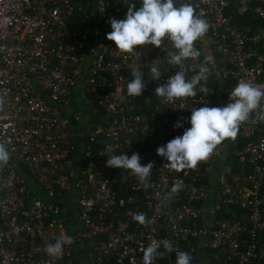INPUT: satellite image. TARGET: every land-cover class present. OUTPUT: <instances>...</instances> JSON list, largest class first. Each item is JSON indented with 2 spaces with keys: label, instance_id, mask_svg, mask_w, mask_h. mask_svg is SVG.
I'll use <instances>...</instances> for the list:
<instances>
[{
  "label": "built area",
  "instance_id": "built-area-1",
  "mask_svg": "<svg viewBox=\"0 0 264 264\" xmlns=\"http://www.w3.org/2000/svg\"><path fill=\"white\" fill-rule=\"evenodd\" d=\"M187 2L209 29L194 44L198 60L184 68L191 78L192 65L205 64L210 91L166 102L155 88L179 69L157 62L162 78L154 82L147 65L175 51L171 42L126 57L106 39L108 21L126 16L124 0H0V142L11 154L0 167V264H143L141 249L161 240L172 251L161 246L155 264H176L177 251L200 255L192 264H264V121L253 115L196 168L169 169L156 151L190 128L191 109L226 106L241 80L264 85V28L235 19L264 20V0ZM137 69L146 88L130 98ZM177 121L183 126L174 129ZM108 145L153 162L147 190L106 166ZM174 183L179 193L157 207ZM228 205L242 211L221 217ZM60 235L74 243L51 258L44 245Z\"/></svg>",
  "mask_w": 264,
  "mask_h": 264
},
{
  "label": "clouds",
  "instance_id": "clouds-1",
  "mask_svg": "<svg viewBox=\"0 0 264 264\" xmlns=\"http://www.w3.org/2000/svg\"><path fill=\"white\" fill-rule=\"evenodd\" d=\"M140 7L137 10L132 0H124L127 13L124 19L111 18V32L106 34V39L116 46L120 54L137 53L141 46H155L161 48L165 39L171 42L175 51L168 52L165 58L155 60L149 67L148 75L154 82H159L162 73L159 63L175 66L179 70L170 76L165 84H158L155 88L157 98L166 102H174L177 99L197 96L199 93L205 96L209 94L207 80L210 70L205 64L194 63L191 67L194 75L187 78L184 68L188 60L197 61L200 52L194 44L208 31V22L196 14L193 5L187 0H139ZM140 56H136L138 61ZM138 64V63H137ZM132 79L127 83V97L135 98L142 95L146 88L145 73L140 70L131 72ZM6 105V98L0 95V111ZM253 115L258 121H264V85L241 80L229 92V103L224 107H199L191 109L188 120L190 128H186L182 136L169 141L166 145L157 148V155L166 159L163 166L181 171L196 168L200 162L207 161L225 140H234L237 137L239 127L248 121ZM183 125L177 121L173 127L181 128ZM106 166L122 169L130 172L142 184L143 190L149 187V177L152 172L153 162L141 164V157L133 153L129 158L126 154H113V147L105 148ZM11 154L6 145L0 142V167L6 166ZM181 190V186L174 183L166 197L160 201L157 207H164L166 203ZM128 215L140 225L147 227L151 221L145 213L129 211ZM54 243L44 245L45 253L51 258H59L65 246L74 243L72 237L60 235L54 238ZM163 246L166 251H172V245L168 240L153 241L143 253V264H155L162 259L164 253L159 251ZM193 257L189 252L177 251L176 264H192Z\"/></svg>",
  "mask_w": 264,
  "mask_h": 264
},
{
  "label": "trees",
  "instance_id": "trees-1",
  "mask_svg": "<svg viewBox=\"0 0 264 264\" xmlns=\"http://www.w3.org/2000/svg\"><path fill=\"white\" fill-rule=\"evenodd\" d=\"M236 21L238 22V25L241 26L242 28L249 25L252 28L255 27H262L264 28V20H260L257 18H252L251 15H244L242 17H236L235 18ZM154 106V103L152 102L151 105H149V108H152ZM146 107V108H148ZM88 142V141H87ZM154 144V142L152 143ZM230 161H228V166L231 167L232 171H237L239 170V161L236 158L233 157H229ZM220 171V170H219ZM242 210H240L239 208H237L234 205H228L226 206V210L221 214V217L224 218H229L230 217V213H235V214H239ZM193 257H201L200 255H192ZM214 256V252H211V256L210 258H213ZM252 264H262V262H253Z\"/></svg>",
  "mask_w": 264,
  "mask_h": 264
},
{
  "label": "rangeland",
  "instance_id": "rangeland-1",
  "mask_svg": "<svg viewBox=\"0 0 264 264\" xmlns=\"http://www.w3.org/2000/svg\"><path fill=\"white\" fill-rule=\"evenodd\" d=\"M216 176L218 177V174H214V177H213V178H215ZM213 178H212V179H213Z\"/></svg>",
  "mask_w": 264,
  "mask_h": 264
}]
</instances>
